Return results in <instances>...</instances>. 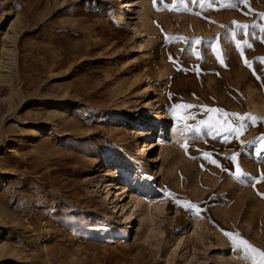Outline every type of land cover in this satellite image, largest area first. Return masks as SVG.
<instances>
[{
  "label": "rangeland",
  "instance_id": "obj_1",
  "mask_svg": "<svg viewBox=\"0 0 264 264\" xmlns=\"http://www.w3.org/2000/svg\"><path fill=\"white\" fill-rule=\"evenodd\" d=\"M131 2L0 0V264H264V0Z\"/></svg>",
  "mask_w": 264,
  "mask_h": 264
},
{
  "label": "bare ground",
  "instance_id": "obj_2",
  "mask_svg": "<svg viewBox=\"0 0 264 264\" xmlns=\"http://www.w3.org/2000/svg\"><path fill=\"white\" fill-rule=\"evenodd\" d=\"M127 1H128V3L126 4V6L131 7L130 8L131 13L127 17V20H128L127 21V25H128L127 27L136 29V25H135L134 19L136 18V14L137 13L135 11V8L132 7L133 5H132L131 0H127ZM123 2L125 3V0H123ZM141 47H142V44L140 43L139 44V48H141ZM155 118L156 119L159 118V115L156 114ZM149 132L150 133H154L153 130H150ZM161 142H162V133L160 135V138L157 141L155 139L153 141H146L145 144H143V146L140 149V152L138 153L139 157H141L140 163H141L142 167H146L148 169L150 168V165L152 164V159L150 158V152H151V150L153 148H155V146H157L158 144H161ZM158 156H159V154L157 155L156 160L158 159ZM125 181H130L133 186H137V185L146 186V180L143 177V175L140 173V171L139 172L138 171H135V172L133 171V174L131 176H128V175L121 176L120 181L118 183L119 187L117 188V190H120V194L127 193L128 197L130 198L129 201L125 202L122 205L123 208H125L130 203V201H136V198H135L134 194L133 193H129V191L127 189V186L125 184ZM116 205H118V204H116Z\"/></svg>",
  "mask_w": 264,
  "mask_h": 264
},
{
  "label": "snow or ice",
  "instance_id": "obj_3",
  "mask_svg": "<svg viewBox=\"0 0 264 264\" xmlns=\"http://www.w3.org/2000/svg\"><path fill=\"white\" fill-rule=\"evenodd\" d=\"M226 235H231V234H229V233H226Z\"/></svg>",
  "mask_w": 264,
  "mask_h": 264
}]
</instances>
